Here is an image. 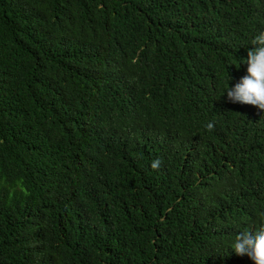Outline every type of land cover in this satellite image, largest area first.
Wrapping results in <instances>:
<instances>
[{
  "label": "trees",
  "instance_id": "1",
  "mask_svg": "<svg viewBox=\"0 0 264 264\" xmlns=\"http://www.w3.org/2000/svg\"><path fill=\"white\" fill-rule=\"evenodd\" d=\"M261 32L264 0H0V264H254L264 110L226 90Z\"/></svg>",
  "mask_w": 264,
  "mask_h": 264
},
{
  "label": "clouds",
  "instance_id": "2",
  "mask_svg": "<svg viewBox=\"0 0 264 264\" xmlns=\"http://www.w3.org/2000/svg\"><path fill=\"white\" fill-rule=\"evenodd\" d=\"M253 47L248 51L247 75L243 76L234 87L226 90L227 98L232 103H241L264 110V32L253 39ZM212 130L214 125H207ZM162 161L155 159L151 167L156 170ZM232 249L239 256L247 255L254 264H264V227L256 230L241 231L235 236Z\"/></svg>",
  "mask_w": 264,
  "mask_h": 264
}]
</instances>
